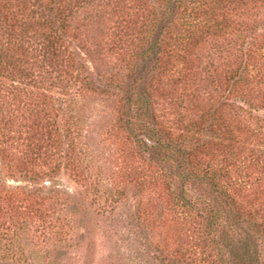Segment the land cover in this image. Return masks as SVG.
Returning a JSON list of instances; mask_svg holds the SVG:
<instances>
[{
    "label": "trees",
    "instance_id": "trees-1",
    "mask_svg": "<svg viewBox=\"0 0 264 264\" xmlns=\"http://www.w3.org/2000/svg\"><path fill=\"white\" fill-rule=\"evenodd\" d=\"M99 2L0 0V155L7 163H13L5 148L14 127L27 150L18 163H37L41 158L50 163L54 153L47 152L64 141L69 142L74 155L79 133L74 123L63 120L67 107H56L51 91L60 89L61 95L69 96L71 87L83 80L78 69L81 65L64 36L70 32L76 35L85 21L96 17L105 4ZM115 2L120 18L110 50L118 53L128 73L133 71L132 61L138 54L151 55L156 65L147 89L136 97L133 109L128 108L138 125L137 144L182 162L184 177L194 175L204 181L224 201L236 222L245 221L255 233L263 234L264 221H257L250 214L252 210L246 209L264 200L263 191L252 197L259 178L253 182L251 177L254 170L264 172V155L258 153L264 148V115L259 114L264 108V33L257 34L254 25L264 0H173L159 11L146 0H133L131 8L124 6L123 0ZM78 9L85 11L82 19L76 15ZM126 9H132L131 13ZM245 38H249L247 44ZM219 39L225 41L217 48L219 65L203 64L206 43ZM33 40L37 41L35 47ZM6 80L11 83L5 84ZM116 80L118 77L111 76L110 81ZM15 83L33 90L24 92L25 87L16 91ZM158 99L167 105L162 114L154 108ZM144 119H151L153 127H147ZM70 158L71 163H79L78 157ZM251 158L263 163H250L254 170H244V163ZM179 164L174 167L180 168ZM166 176L162 172L151 181L136 176L135 182L141 194L149 188L147 184L155 187L160 183L166 191L174 219L167 235L180 241L189 231L206 232L221 224L220 212L206 207L200 210L201 202L187 199L183 189L182 193L175 190ZM79 177L85 180L81 170ZM25 196L9 193L3 198L30 202L15 209L27 208L34 215L40 209Z\"/></svg>",
    "mask_w": 264,
    "mask_h": 264
},
{
    "label": "rangeland",
    "instance_id": "rangeland-1",
    "mask_svg": "<svg viewBox=\"0 0 264 264\" xmlns=\"http://www.w3.org/2000/svg\"><path fill=\"white\" fill-rule=\"evenodd\" d=\"M99 1L105 4L99 7L97 16L85 21L76 35L70 32L64 36L81 65L78 69L83 80L71 87L69 96L61 95L60 89L51 91L56 97L54 105L67 107L63 120L74 123L79 133L74 155L69 142L64 141L47 152L54 153L50 163L42 158L37 163H18L27 150L21 142L23 136L19 139L14 133L15 127L5 148L13 163L0 155V264H264V233H255L245 221L236 222L224 201L204 181L194 175L184 177L182 162L137 144L138 125L131 116L133 110L130 113L128 108L133 109L136 97L147 89L156 65L151 55L138 54L132 61L133 71L128 73L118 53L110 50L117 39L120 18L116 0H95ZM123 2L126 7L134 5L133 0ZM166 2L171 5L173 0H146L154 11L163 9ZM76 11L82 19L85 11ZM254 25L257 34L264 33V7ZM243 40L247 44L249 38ZM222 41L206 43L203 64L219 65L217 48ZM36 43L33 40L32 47ZM111 76L118 80L110 81ZM13 86L16 91L25 87L24 92L33 90L22 83ZM155 106L157 114L167 108L159 99ZM259 114L264 115V108ZM127 120L134 124L129 125ZM144 121L147 127H153L151 119ZM259 151L263 156L264 148ZM72 156L78 157L79 163H71ZM249 160L244 170H254L250 163H263ZM177 163H181L180 168L174 167ZM80 170L85 180L80 179ZM162 172L174 189H183L187 199L201 202L200 210L206 207L220 212L221 224L206 232L189 231L180 241L167 235L174 219L166 191L160 183L155 187L147 184L149 188L141 194L135 182L136 176L151 181ZM231 175L235 177L236 173ZM251 177L253 182L259 178L252 197L259 196L264 192V172L254 170ZM9 193L20 198L29 195L40 210L34 215L27 208L16 210V206L27 207L30 202H7L3 197ZM249 209L257 221H264L263 199Z\"/></svg>",
    "mask_w": 264,
    "mask_h": 264
}]
</instances>
